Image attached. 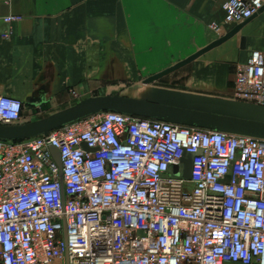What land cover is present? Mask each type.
Returning <instances> with one entry per match:
<instances>
[{
  "label": "built area",
  "instance_id": "obj_1",
  "mask_svg": "<svg viewBox=\"0 0 264 264\" xmlns=\"http://www.w3.org/2000/svg\"><path fill=\"white\" fill-rule=\"evenodd\" d=\"M263 7L224 0L225 23ZM234 97L264 105V50L238 65ZM25 108L0 86V124ZM0 264H264V139L116 111L0 139Z\"/></svg>",
  "mask_w": 264,
  "mask_h": 264
},
{
  "label": "crops",
  "instance_id": "obj_2",
  "mask_svg": "<svg viewBox=\"0 0 264 264\" xmlns=\"http://www.w3.org/2000/svg\"><path fill=\"white\" fill-rule=\"evenodd\" d=\"M223 3L0 0L1 89L33 109L105 95L100 91L113 81L156 74L220 38L212 25L223 26V35L231 31L236 24L225 23ZM10 16L22 19L6 21ZM242 36L247 37L245 47ZM223 45L240 63L254 50H264V10L210 51Z\"/></svg>",
  "mask_w": 264,
  "mask_h": 264
},
{
  "label": "water",
  "instance_id": "obj_3",
  "mask_svg": "<svg viewBox=\"0 0 264 264\" xmlns=\"http://www.w3.org/2000/svg\"><path fill=\"white\" fill-rule=\"evenodd\" d=\"M263 10L264 7L257 14ZM253 17L236 25L231 31L184 60L147 77L143 83L150 85L192 63L205 53L220 46L238 34ZM246 40L247 37L242 36V47H245ZM169 95L171 94L154 90L152 97L149 99L122 94L87 97L80 103L58 111L46 118L25 121L16 125L0 124V139L19 140L48 134L50 131L68 123L86 119L103 111H116L128 116L162 120L197 128L264 139V105L235 99L194 96L187 93L174 94V100H168L166 98ZM51 151L59 165L60 181L63 183L60 151L55 146H51ZM192 162L193 155L188 154L185 158L184 170V176L188 179L192 177Z\"/></svg>",
  "mask_w": 264,
  "mask_h": 264
},
{
  "label": "rangeland",
  "instance_id": "obj_4",
  "mask_svg": "<svg viewBox=\"0 0 264 264\" xmlns=\"http://www.w3.org/2000/svg\"><path fill=\"white\" fill-rule=\"evenodd\" d=\"M213 33L216 34L215 32ZM224 48L225 46L223 45L217 51H210L192 63L150 85L144 84L143 81L151 75L144 74L134 80L113 81L111 85L104 87L100 92L105 95L122 94L149 99L152 97L154 90H160L166 92V94H171L166 98L168 100H174L173 95L179 93L233 100L235 98L237 68L240 62L238 59L230 57V54L233 52L232 49L225 50ZM220 50L222 52L216 55V52ZM197 74L201 78L199 80L193 79ZM200 83L205 85H200ZM190 89H195L196 92L190 91ZM83 99L85 98L72 97L66 105L55 106L53 108L49 104L38 106L35 109L26 106V120L33 121L46 118L58 111L80 103Z\"/></svg>",
  "mask_w": 264,
  "mask_h": 264
}]
</instances>
